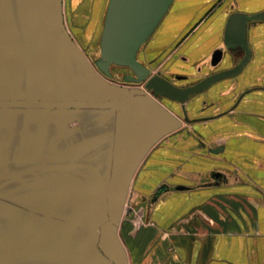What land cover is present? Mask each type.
<instances>
[{
	"label": "crops",
	"instance_id": "1",
	"mask_svg": "<svg viewBox=\"0 0 264 264\" xmlns=\"http://www.w3.org/2000/svg\"><path fill=\"white\" fill-rule=\"evenodd\" d=\"M176 1L169 25L180 19L168 30L185 36L175 63L185 70L205 55L209 64L216 51L224 57L213 73L234 67L243 52L230 50L241 54L232 63L228 18L264 12V0H178L174 17ZM107 2L62 0L61 24L59 0H0L6 264H63L64 235L91 218L103 225L94 224V247L102 238L113 264H264V21L248 24L251 59L237 76L168 106L175 120L181 110L179 126L161 122L153 107L112 111L90 102L82 50L94 28L100 36ZM217 41L222 47L211 49Z\"/></svg>",
	"mask_w": 264,
	"mask_h": 264
},
{
	"label": "water",
	"instance_id": "2",
	"mask_svg": "<svg viewBox=\"0 0 264 264\" xmlns=\"http://www.w3.org/2000/svg\"><path fill=\"white\" fill-rule=\"evenodd\" d=\"M172 2L173 0H108L99 37L98 56L93 59V63L100 73L109 78H111L109 73L111 66L128 68L134 76L125 77V82L134 84L145 82V91L152 93L153 96L183 104L189 97L203 92L221 80L233 78L243 70L251 59V51L247 42L248 24L264 21V12L251 16L237 13L228 18L224 32V45L229 50L240 49L243 52V57L234 67L215 72L193 85L180 88L174 86L159 73L152 75L150 70L136 59L140 48L152 36L169 11ZM221 57L222 52L216 51L212 55V65L217 64ZM99 83L96 82V84ZM113 90L120 94L127 93L132 97V93L124 89L114 88ZM124 102L126 101L114 102L112 100L106 102L103 108L119 110ZM130 102L134 105L137 103L134 100ZM23 105L29 106L30 104L24 103ZM77 106L83 107L84 105L79 103ZM220 150L221 148H218L214 153ZM163 189H159L156 194ZM96 239L97 228L93 225L87 230L82 242L87 258L92 257L91 250L94 248Z\"/></svg>",
	"mask_w": 264,
	"mask_h": 264
},
{
	"label": "rangeland",
	"instance_id": "3",
	"mask_svg": "<svg viewBox=\"0 0 264 264\" xmlns=\"http://www.w3.org/2000/svg\"><path fill=\"white\" fill-rule=\"evenodd\" d=\"M177 3L178 0L175 2V5L173 7V16L175 17L178 15L177 11ZM62 0H59V5H58V18L61 20V24H64L65 20V15H64V10H63V5H62ZM94 4V2H93ZM74 10L71 8L67 9V13L69 16H73ZM99 14L102 12L101 11V6L98 8ZM172 12V11H171ZM66 13V14H67ZM102 14V13H101ZM170 17H166L163 19L162 23L159 25L155 33L150 37L149 41L143 45L142 49L139 51L138 57L139 60L144 63L147 67L151 69V72L153 74H157V72L162 73L164 77H166L169 81L176 83V77L177 75H184L186 78L185 83L183 85H190L193 82L199 80L200 78L213 73L218 69L215 65H212L211 59L208 64L207 62V55H205L200 62L195 64L191 69H182V67H176L175 63L176 60H179V57H182L183 50H182V40L185 38V36H182V32H175V34H172L169 32L168 28L171 26L168 23V19ZM179 17H175L174 22L176 23L179 21ZM177 24V23H176ZM259 24H252L250 28L254 30L255 28H258ZM75 28V27H74ZM98 29L94 28L93 33L91 34L90 41L88 43H85V49L82 50L84 54V58L86 60V65L85 67L87 68V71L89 73V78L91 80V100L90 102H101L102 104L106 101H126L124 102L123 106L124 108H152L155 110V115L163 116L161 122H166V121H175L176 123L181 126L182 124H186L184 118H182V112L181 110L178 111L177 120L173 117V114L169 109L168 106L172 107L171 104L175 103L172 102L168 99H160L155 96H153L150 92L145 91L143 85H124L119 83L121 73L127 72L126 70H120V69H114L115 74L114 76H118L116 81L109 80L107 78H104L94 67L92 64V61L94 58L98 56V40L99 36L98 35ZM60 31V36L62 38V32L61 28H59ZM63 41H65L64 37L62 38ZM97 46V47H96ZM222 44L217 41L213 45H211L212 48H221ZM231 59H233L232 63H235L241 54L234 55L230 54L228 55ZM206 67L207 74H203V69ZM220 68H222L220 66ZM200 69L202 71H200ZM152 74V75H153ZM100 82L99 84H96V82ZM119 81V82H118ZM182 85V82L179 83V85ZM136 85V86H135ZM114 88H120L124 89L127 92H132L133 96L130 97L126 94H120L115 92L113 89ZM142 92H139V91ZM99 93V97H96L95 94ZM103 94V95H102ZM98 98V99H97ZM98 100V101H97ZM134 100L136 101V105L131 103L130 101ZM205 103V102H204ZM105 104V103H104ZM178 104V106L182 107V104ZM111 109V108H110ZM164 109V110H163ZM112 111H115V109H111ZM171 112V113H170ZM175 116V117H176ZM175 129V128H173ZM171 129V130H173ZM157 135V134H155ZM161 189V188H160ZM130 199V195H129ZM150 203H154L153 199H150ZM93 212V211H92ZM101 217V215H99ZM98 217V218H99ZM96 224L97 227L101 228L103 225L99 222V220L91 218L88 221L83 222L81 224L82 230L81 232H72L70 230L67 231L69 235H64V240L67 244L68 248H65L62 253L59 254V259L60 261H63V264H113L112 260L103 252L101 245H100V239L97 242V245L91 250L92 252V257L87 258L86 255V250L83 249L82 247V242H83V237L85 235V231L88 230L92 225ZM76 229H81L79 226L80 224H77ZM111 228V226H107V229ZM113 230V229H112ZM173 231H180L179 227L173 228L171 232ZM102 243V241H101ZM72 254V255H71ZM8 260V259H7ZM6 257L1 255L0 252V264H6L7 262ZM129 261V260H128ZM61 264V263H60ZM126 264V263H125ZM129 264V262H128Z\"/></svg>",
	"mask_w": 264,
	"mask_h": 264
},
{
	"label": "flooded vegetation",
	"instance_id": "4",
	"mask_svg": "<svg viewBox=\"0 0 264 264\" xmlns=\"http://www.w3.org/2000/svg\"><path fill=\"white\" fill-rule=\"evenodd\" d=\"M169 23V22H168ZM139 54V53H138ZM138 61L141 63V61L139 60V57H138ZM92 64L94 65V63H93V61H92ZM143 64V63H142ZM94 67H95V65H94ZM95 69H96V67H95ZM114 69H120V70H126L127 72H124V73H121L120 74V77L118 78V79H120V82L119 83H121V84H124V85H132V86H134V83H129V82H125L124 81V78L125 77H127V76H134L133 75V72L130 70V69H128V68H125V67H117V66H111L110 68H109V73H110V75H111V78H109V77H106L104 74H102V73H100L97 69V71L104 77V78H107V79H109V80H113V81H116L117 80V77L116 76H114V75H116L115 74V71H114ZM110 70H111V72H110ZM113 74V75H112ZM116 77V78H115ZM182 82V78H180V79H177V84H175V86H178V87H182V85H179V83H181ZM136 86V85H135ZM139 86V85H138ZM116 89V88H115ZM118 89V88H117ZM139 92H142L141 90L139 91ZM132 93V92H131ZM152 94V93H151ZM132 96H133V93H132ZM155 97H157V98H160V99H162L163 97H159V96H155ZM116 108V107H115ZM73 123V122H72ZM76 126H77V123H76ZM75 126V127H76ZM74 128V127H73Z\"/></svg>",
	"mask_w": 264,
	"mask_h": 264
},
{
	"label": "bare ground",
	"instance_id": "5",
	"mask_svg": "<svg viewBox=\"0 0 264 264\" xmlns=\"http://www.w3.org/2000/svg\"><path fill=\"white\" fill-rule=\"evenodd\" d=\"M171 6H172V5H171ZM170 9H171V7H170ZM170 9H169V11H170ZM169 11H168V12H169ZM168 12H167V14H168ZM167 14H166V15H167ZM166 15L164 16V18L166 17ZM164 18H163V19H164ZM163 19H162V21H163ZM171 20H173V19H170V21H171ZM162 21L159 23V25L162 23ZM170 21H168L169 23H167V25L172 23V22H170ZM177 22H178V21H177ZM174 23H175V22H174ZM159 25L157 26V28L159 27ZM157 28L155 29V31L157 30ZM101 29H102V28H101ZM155 31H154V33H155ZM100 33H101V32H100ZM154 33H153V34H154ZM153 34H152V35H153ZM99 37H100V36H99ZM150 37H151V36H150ZM149 39H150V38H149ZM149 39H148V41H149ZM148 41H147V42H148ZM147 42H146V43H147ZM98 43H99V40H98ZM146 43H145V44H146ZM96 47H97V46H96ZM142 47H143V46H142ZM142 47L140 48V50L142 49ZM140 50H139V51H140ZM226 51H227V50H226ZM231 52H234V51H230V50H228L227 54L230 55ZM97 53H98V52H97ZM138 53H139V52H138ZM223 57H224V52L222 53V57H221L220 61L218 62V64L221 62V60L223 59ZM136 59L138 60V54H137ZM218 64H217V65H218ZM217 65H216V66H217ZM110 72H111V70H110ZM112 75H113V74H112ZM115 78H116V77H115ZM144 84H145V82H142V83H140V84H136V85H143V86H144ZM186 86H187V85H186ZM164 99H165V98H164ZM173 104H174V103H173Z\"/></svg>",
	"mask_w": 264,
	"mask_h": 264
},
{
	"label": "built area",
	"instance_id": "6",
	"mask_svg": "<svg viewBox=\"0 0 264 264\" xmlns=\"http://www.w3.org/2000/svg\"><path fill=\"white\" fill-rule=\"evenodd\" d=\"M76 126V123H72V124H69L68 125V127H71V128H73V127H75Z\"/></svg>",
	"mask_w": 264,
	"mask_h": 264
}]
</instances>
